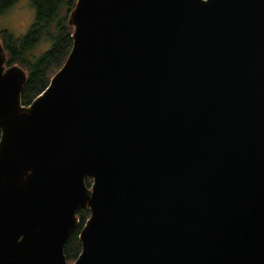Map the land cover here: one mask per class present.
I'll return each instance as SVG.
<instances>
[{"label":"water","instance_id":"1","mask_svg":"<svg viewBox=\"0 0 264 264\" xmlns=\"http://www.w3.org/2000/svg\"><path fill=\"white\" fill-rule=\"evenodd\" d=\"M67 22L27 104L0 40V264H264V0H75Z\"/></svg>","mask_w":264,"mask_h":264},{"label":"trees","instance_id":"2","mask_svg":"<svg viewBox=\"0 0 264 264\" xmlns=\"http://www.w3.org/2000/svg\"><path fill=\"white\" fill-rule=\"evenodd\" d=\"M27 2L20 0L19 3ZM34 9V17L26 32L15 36L7 29H0V40L6 53L5 64H18L26 72V80L21 91V101L27 104L48 83L50 76L61 66L71 46V25L67 15L75 0H29ZM18 0H0V11ZM42 40L49 46L38 55L31 47ZM87 184V183H86ZM88 209L79 208L78 228L69 233L63 244V253L68 262L73 261L80 251L78 231L88 215Z\"/></svg>","mask_w":264,"mask_h":264},{"label":"rangeland","instance_id":"3","mask_svg":"<svg viewBox=\"0 0 264 264\" xmlns=\"http://www.w3.org/2000/svg\"><path fill=\"white\" fill-rule=\"evenodd\" d=\"M19 2L20 0H18V3L10 4L6 9L0 11V29H7L15 36H19L25 33L34 17V9L29 4L30 1L27 0V2L25 1L24 3H19ZM48 46L49 43L47 42V40L44 41L42 40V42L38 43L34 47L32 46L30 49L31 52H35L36 55H38L43 49L47 48ZM5 66H9V65L5 64ZM85 183H87L86 185H90L91 178L86 177ZM66 262L71 263L68 262L67 260Z\"/></svg>","mask_w":264,"mask_h":264},{"label":"flooded vegetation","instance_id":"4","mask_svg":"<svg viewBox=\"0 0 264 264\" xmlns=\"http://www.w3.org/2000/svg\"><path fill=\"white\" fill-rule=\"evenodd\" d=\"M3 1H6V0H3Z\"/></svg>","mask_w":264,"mask_h":264}]
</instances>
